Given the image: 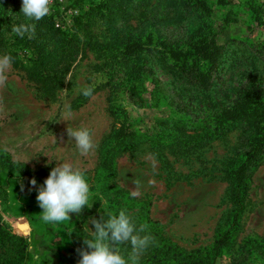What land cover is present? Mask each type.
Here are the masks:
<instances>
[{
    "label": "rangeland",
    "instance_id": "374dc122",
    "mask_svg": "<svg viewBox=\"0 0 264 264\" xmlns=\"http://www.w3.org/2000/svg\"><path fill=\"white\" fill-rule=\"evenodd\" d=\"M204 1L224 46V59L227 56L213 75L212 89L218 102L230 105L232 92L241 82L264 81V23L256 26L250 11L238 2L220 5L216 0ZM256 3L264 7V0ZM50 9L48 15L53 17L54 26L65 31L76 16L90 9V3L52 0ZM92 30L102 34L101 21ZM236 61L238 67L233 64ZM149 65L164 86V95L176 99L181 89L178 79L166 72L162 62L155 60ZM106 70L102 57L86 51L76 59L54 98L46 96L12 66L7 82L0 86V150L32 170L71 163L84 172L90 186V208L70 214V220L47 224L41 220L43 209L36 199L42 184L32 186L25 178L9 176L0 168V191L8 195L0 198V212L15 232L29 238L31 256L27 264H78L81 257L77 250L83 248L75 244L76 237L80 236L83 244V238H91L90 232L95 230L92 218L106 219V212L118 215L120 209H126L137 226L148 225L145 234L154 238L148 249L168 244L182 254L205 253L212 248L230 211L224 171L235 154L238 131L194 155L166 153V165L142 146L133 153L118 155L114 173L104 177L98 168L99 150L112 128L117 127L109 111L111 89L104 86L109 79ZM86 87L93 89V95L83 101L82 89ZM125 108L132 128L142 130H153V118L165 109L159 106L136 110L129 104ZM68 127L91 131L95 147L88 155L79 153L74 139L67 135ZM133 192L138 194L133 197ZM249 238L264 239V160L252 177L240 228L231 235L229 247L214 264H233V257L239 255ZM120 249L126 256L130 244L120 245ZM255 256L257 264H264V253Z\"/></svg>",
    "mask_w": 264,
    "mask_h": 264
},
{
    "label": "trees",
    "instance_id": "16d2710c",
    "mask_svg": "<svg viewBox=\"0 0 264 264\" xmlns=\"http://www.w3.org/2000/svg\"><path fill=\"white\" fill-rule=\"evenodd\" d=\"M216 2L220 5L238 2L250 11L256 26L264 23V7L256 0ZM89 3L90 9L76 16L71 27L64 31L54 26L50 15L40 21H27L21 13L22 0H0V53L11 56L12 68L51 98L62 89L79 56L90 51L102 57L107 68L105 75L109 77L104 86L111 89L109 111L117 123L99 150L98 168L104 177L114 173L118 155L133 153L142 146L166 165V153L194 155L238 131L235 154L224 171L230 211L212 248L194 255L176 252L168 244L157 245L153 250L147 249L139 261V264H214L229 247L231 235L240 228L252 177L264 160V81L241 82L232 92L230 105L217 101L212 78L227 56L224 59V46L218 40L204 0L153 3L89 0ZM98 21L102 23L100 35L92 30ZM25 22L36 25L31 39L27 35L20 38L11 31L13 25ZM155 60L165 64L166 72L178 79L181 89L176 99L164 95V86L149 65ZM233 64L239 66L238 61ZM87 98L82 96L83 101ZM124 102L136 110L159 106L165 109L153 118V130L135 129ZM0 168L9 176L25 178L26 182L35 178L40 184L52 170V166L32 170L12 161L2 150ZM7 196L0 191V198ZM76 238L75 244L85 248L80 236ZM29 245V238L15 232L0 212V264H27L31 256ZM257 253H264V239L249 238L232 262L257 264Z\"/></svg>",
    "mask_w": 264,
    "mask_h": 264
},
{
    "label": "clouds",
    "instance_id": "9594fccd",
    "mask_svg": "<svg viewBox=\"0 0 264 264\" xmlns=\"http://www.w3.org/2000/svg\"><path fill=\"white\" fill-rule=\"evenodd\" d=\"M52 0H22L21 13L27 21H40L50 13ZM35 23H21L13 25L11 31L29 39L35 35ZM12 64V57H0V86L7 82V72ZM82 95L91 97L93 89H82ZM67 135L73 138L79 153L88 155L95 147L91 131L86 127L67 128ZM31 185L37 181L31 179ZM138 193L133 192L135 197ZM90 186L84 172L74 167L71 163L62 162L52 168L49 176L38 189L36 197L39 206L43 209L40 213L41 220L47 224H56L70 220V214L81 213L89 205ZM107 218H92L94 231L91 238H83V249H78L81 257L78 264H139L141 256L154 243V238L147 233V224H137L128 214L126 209H120L117 214L106 212ZM130 244L131 250L127 255L121 253L120 245Z\"/></svg>",
    "mask_w": 264,
    "mask_h": 264
}]
</instances>
